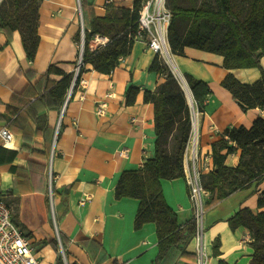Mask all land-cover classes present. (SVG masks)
I'll list each match as a JSON object with an SVG mask.
<instances>
[{"label":"crops","instance_id":"crops-1","mask_svg":"<svg viewBox=\"0 0 264 264\" xmlns=\"http://www.w3.org/2000/svg\"><path fill=\"white\" fill-rule=\"evenodd\" d=\"M80 2V1H79ZM130 8L133 0H87L95 16H103L106 4ZM84 28H89L90 18L84 19ZM39 43L34 59L26 57L20 33L14 30L7 39L0 31V127L7 126L13 139L7 147L19 151L11 161L0 164V196L10 191L20 196L22 206L32 213L31 220L19 222L31 231L27 237L31 244L55 238L52 220L46 202L48 185L53 190L52 204L55 210L54 227L66 239L63 246L68 261L75 264H153L156 254V227L152 222L144 223L140 229L133 228V221L139 204L132 197L116 198L114 189L124 170L141 167L154 151L153 105L144 102V91H153L164 81V77L149 71L155 55L147 47V40L136 37L131 52L119 61L110 74L96 71L90 63L83 65L84 71L77 87L71 91L63 113L61 108L40 109L47 115L48 129L45 136L51 142L48 153L44 151V139L33 137L28 142L22 134L9 127V119L2 117L8 105L20 106L26 100V93H34L30 101L39 94V81L49 64H55L65 72H74L79 54L78 42L73 36L80 32L78 0H40ZM96 41H90L95 47ZM176 70L205 82L211 92L202 103L201 110L195 105L194 137L200 157L211 154V144L224 137L226 128L239 125L250 126L259 115L256 108L242 110L232 95L221 86V81L232 74L240 83L252 84L261 74L257 67L231 68L223 66V57L217 53L185 47L183 55L172 54ZM264 71V55L260 58ZM32 75L26 76L25 72ZM57 80L58 75L51 74ZM82 81V83H81ZM131 85L138 88L135 101L125 103V92ZM111 96L105 98V93ZM106 99L104 115L96 113V107ZM11 119L15 117L10 116ZM34 128L33 121H29ZM12 144L11 146H8ZM230 145H235L233 142ZM0 146L1 141H0ZM22 147L27 148L21 149ZM36 150L30 152L28 150ZM122 150H127L122 154ZM239 150L226 156L225 164L237 165ZM183 158L184 172L188 166ZM16 169L13 172L11 167ZM51 171V182L48 171ZM73 185L68 192L65 188ZM160 185L167 204L177 213L180 223L188 221L193 214L185 178L161 179ZM238 189L228 197L207 207L202 216V242L206 264H250L253 249L252 237L244 226L230 229L227 218L240 208L257 213L264 208L257 207L258 194L264 190V179L257 184ZM85 195L88 200L81 203ZM209 193L206 191L205 197ZM9 206V205H8ZM12 219V213H11ZM13 221V219H12ZM56 239V238H55ZM91 239L105 252V259H92L87 250L78 244L80 240ZM219 240V254L212 255V243ZM195 240L192 238L186 251L194 253V259L178 256L173 264H196ZM42 264H57L53 248L45 243L35 251ZM45 256L42 257L41 254ZM52 258V262L47 261Z\"/></svg>","mask_w":264,"mask_h":264},{"label":"trees","instance_id":"trees-1","mask_svg":"<svg viewBox=\"0 0 264 264\" xmlns=\"http://www.w3.org/2000/svg\"><path fill=\"white\" fill-rule=\"evenodd\" d=\"M84 19L90 18L89 28H84L82 65L72 90H74L84 71L83 65L90 63L103 74H110L118 65L120 58L126 57L137 37L136 21L142 3L145 0H133L130 8L106 4L103 16H95L87 0H79ZM39 3L40 0H0V31L7 39L14 30L20 33L21 42L29 60L34 59L39 43ZM171 17L167 31V41L172 54L183 55L185 47L213 52L223 57L226 69L257 67L260 78L252 84L240 83L228 73L221 81L234 100L247 109L264 106V71L260 67V58L264 55V0H165ZM94 35L105 36L108 42L103 47H90ZM80 41V32L74 36ZM149 71L164 77L153 91H144V102L153 105L154 151L143 165L135 170H124L114 189L116 198L132 197L139 201L133 221V228L140 229L144 223L152 222L156 227V254L153 264H173L178 256L194 259V253L186 251L189 241L196 233L194 215L185 223H180L177 213L167 204L161 179L185 178L183 158L191 129L190 107L185 93L168 64L159 54L154 55ZM32 75L31 71L25 72ZM51 74L60 76L50 79ZM74 72H65L55 64H49L39 81V94L30 101L34 93H26V100L20 106L8 105V111L2 115L9 119V127L22 134L25 141L33 137L44 139V151L48 153L51 142L45 131L47 115L40 109L61 108L71 88ZM184 79L198 110L210 94L209 86L188 74ZM138 88L129 85L125 92V103L135 101ZM15 117L11 119V115ZM33 121L34 128L29 121ZM224 137L213 142L212 169L200 176L201 185L209 193L204 201V210L228 197L238 189L255 187L264 179V116L258 115L250 126L226 128ZM233 142L235 145H230ZM21 149H26L22 147ZM239 150L238 163L234 167L225 164L229 153ZM35 152L36 150H28ZM19 151L0 146V164L11 161ZM15 167L11 170L14 172ZM73 185L65 188L68 192ZM254 189L256 191L257 189ZM188 189V187H187ZM48 202V197H46ZM257 207L264 208V190L258 194ZM230 229L244 226L252 237L253 249L250 264H264V210L252 213L240 208L227 218ZM61 244L66 239L59 231ZM55 252L58 243L55 238L46 241ZM92 259L103 261V248L91 239L78 242ZM219 254V240L212 243V255ZM218 264H228L219 260ZM235 264V263H234Z\"/></svg>","mask_w":264,"mask_h":264},{"label":"built area","instance_id":"built-area-1","mask_svg":"<svg viewBox=\"0 0 264 264\" xmlns=\"http://www.w3.org/2000/svg\"><path fill=\"white\" fill-rule=\"evenodd\" d=\"M80 41L78 42L79 54L76 62L74 74H78L79 68L82 65V50L83 42L82 37L84 35V27L82 23V16L80 7ZM170 11L165 6V0H145L142 3L139 11V16L136 21L137 37H143L147 40V47L159 56H163L166 61V54L170 53V48L167 41V31L170 23ZM93 40L96 41L95 46L103 47L108 42V38L105 36L94 35ZM171 54V53H170ZM120 58L119 61H122ZM171 67V66H170ZM179 80V76L174 74ZM82 83V81H81ZM105 98L111 96L110 92L105 93ZM67 97L68 94H67ZM63 102L60 114L66 106V100ZM190 107L191 115V129L189 137L185 146L184 156L187 158L188 166L185 169V181L188 187L189 198L192 202L194 211V218L196 221V233L193 236L195 240V253L196 264H206V255L204 252V245L202 242V216L204 214V196L206 190L202 188L200 176L203 173L209 172L212 167V155L205 154L202 157L199 156L196 149V141L194 137V125L196 110L194 108V100L187 102ZM107 102L106 99L99 102L96 107V113L98 115H104L106 112ZM259 115L264 116V106L257 107ZM13 139V133L7 126L0 127V141L3 147H7L8 142ZM122 154H126L127 150H122ZM48 178L51 182L52 173L49 169ZM48 197L52 203L53 190L51 186L48 189ZM90 196L85 195L80 201L83 203L88 200ZM200 217V218H199ZM55 238L58 243V252L61 255V264H75L67 260L65 256L64 248L61 244L60 236L57 228L55 227ZM0 264H42L40 258L33 250L29 238L19 229L18 226L11 219V210L8 204L0 196Z\"/></svg>","mask_w":264,"mask_h":264},{"label":"rangeland","instance_id":"rangeland-1","mask_svg":"<svg viewBox=\"0 0 264 264\" xmlns=\"http://www.w3.org/2000/svg\"><path fill=\"white\" fill-rule=\"evenodd\" d=\"M78 17H79V12H78ZM80 19V17H79ZM171 53V51H170ZM164 62L165 59L163 56H160ZM170 68V67H169ZM187 100V99H186ZM193 100V98H192ZM194 105V108H195V101L193 103ZM48 188H49V185H48ZM47 194H48V190H47ZM2 199L9 205L10 207V210H11V213H12V219H13V222L16 224V226L19 227V229L24 233V235H28L30 236L31 235V231H28L27 229H25L23 226H24V223H20L19 222V217H20V213L23 212V221H26V220H31V218L33 217L32 216V213L31 212H28L27 211V206H22L21 207V204L23 203V200L20 196H14L10 191L7 192V194L5 196L2 197ZM207 198L204 196V201L206 200ZM48 200H49V204H48V207H47V211H48V214H50V218L54 219V221L52 220V231L55 232V227H54V222H55V217H54V213H55V210H54V207H53V204L50 202V199L48 197ZM194 211H193V214L194 215ZM200 218V217H199ZM45 245V241L41 240V241H36L34 244H31L32 248L34 251H37L39 250L41 247H43ZM42 257L45 256L44 253L41 254ZM55 259L57 261V264H61L62 261H61V255L59 253H56L55 254ZM47 261H50V263L52 262V258H48L47 256ZM99 264H105V263H99Z\"/></svg>","mask_w":264,"mask_h":264},{"label":"water","instance_id":"water-1","mask_svg":"<svg viewBox=\"0 0 264 264\" xmlns=\"http://www.w3.org/2000/svg\"><path fill=\"white\" fill-rule=\"evenodd\" d=\"M78 4H79V7H80V2H79V0H78ZM84 41V35H83V37H82V42ZM83 51V50H82ZM167 64H168V62H166ZM168 66L170 67V65L168 64ZM170 69H171V72L173 73V74H177L178 76H179V80H178V82L180 83V85H181V87H182V89H183V91H184V93H185V96H186V99H187V102H191V100H192V95H191V92H190V90H189V88H188V86H187V83H186V81H185V79H184V77H183V75L182 74H180L177 70H176V68L175 67H170ZM77 75L78 74H74V78H73V81H72V85H71V88H70V90H69V92H68V96L70 95V93H71V91H72V88H73V85H74V82H75V80H76V78H77ZM181 79H182V81L184 82V86H186V88H187V92L185 91V88H184V86L181 84ZM68 98L69 97H67V100H68ZM67 100H66V103H67ZM236 101V103L240 106V108L242 109V110H245V109H247L246 108V106L245 105H243L242 103H240L239 101H237V100H235Z\"/></svg>","mask_w":264,"mask_h":264},{"label":"bare ground","instance_id":"bare-ground-1","mask_svg":"<svg viewBox=\"0 0 264 264\" xmlns=\"http://www.w3.org/2000/svg\"><path fill=\"white\" fill-rule=\"evenodd\" d=\"M165 58H166V62H168V64L171 66V68H172V67H175L174 64H173L172 55H171L170 53H167ZM180 82H181V84H182L183 86L185 85L184 82L182 81V79H181ZM184 88H185V91L187 92V88H186V86H184ZM187 93H188V92H187ZM11 145H12V144L9 143L8 146H11Z\"/></svg>","mask_w":264,"mask_h":264}]
</instances>
